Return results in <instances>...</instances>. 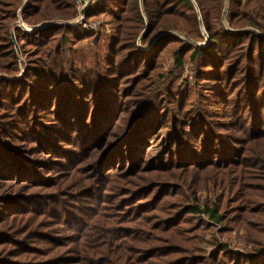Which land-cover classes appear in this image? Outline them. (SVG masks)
Returning <instances> with one entry per match:
<instances>
[{"label":"trees","instance_id":"obj_1","mask_svg":"<svg viewBox=\"0 0 264 264\" xmlns=\"http://www.w3.org/2000/svg\"><path fill=\"white\" fill-rule=\"evenodd\" d=\"M73 6L0 0V264H264V0H97L89 60L100 28L15 26ZM199 215L254 248L203 253Z\"/></svg>","mask_w":264,"mask_h":264},{"label":"rangeland","instance_id":"obj_2","mask_svg":"<svg viewBox=\"0 0 264 264\" xmlns=\"http://www.w3.org/2000/svg\"><path fill=\"white\" fill-rule=\"evenodd\" d=\"M84 1L86 0L82 1V5L84 4ZM96 1L97 0H94L92 2H96ZM92 2H89V4L85 8H82V5L78 4V0H74L73 7L76 12V16L74 18L69 19V20H65L61 18H51L49 20H43L38 24L36 28H45L47 26L56 25V24L71 26V23H72V25L76 26V28L78 29H81V28L87 29L88 32L92 33L91 36H94L95 33H97V30L93 31L89 29L88 25H91L93 23L96 24L97 28L98 29L100 28V31L104 33L103 40L101 41L98 40L99 42L98 45L97 44L93 45V41L90 38V39L85 40L81 45L77 46V51L80 57H82L83 59L89 60L93 48L95 50H98L100 53L104 51L105 42L107 38L111 36V33H113L111 26L108 25L107 22L103 23L104 21L102 19H98V20L92 19L91 21H87V23H84V21L83 23H81L80 17L83 16V18H85L87 8ZM19 25L23 26L25 30H28V31L32 30L31 28L23 25V23H21L20 21H17L15 23V26L18 27ZM143 34L144 32L141 34V36ZM12 39H13V42L15 43L14 35ZM23 58L24 56L21 55L20 59L23 60ZM183 70L184 72L181 71L179 72V74L178 72L176 73L178 74L177 75L178 78L185 81V77H189V79L193 80V74L191 73L192 68L190 66H186ZM195 82L196 80L194 78V83ZM201 186L203 185H200V187ZM204 186L206 187H201L194 193L195 200L193 201V203L199 206H203L205 203L217 204L221 202V208L223 209L224 203H225L224 202L225 196H223L222 194V189L217 186H212L211 183H207ZM181 191H182L181 198H183L184 201L187 202L188 204H192L191 200L193 196H191L192 194L187 190V188L184 186L181 188ZM195 218L199 220L200 222H202L206 229V232L203 235L200 241V244H199L200 249L203 251V253L205 254L211 253L212 250L215 248V245L217 244L226 245L229 248L239 249V250H251L254 248V242L252 238L248 235L249 233L247 232V228H248L247 225L245 226L241 225L237 227H226L225 225L226 223H221V222L215 223L211 221L210 219H208V217H206L205 215L195 216ZM259 218L260 217H258V215H254L252 221L258 222ZM245 224H248V223H245Z\"/></svg>","mask_w":264,"mask_h":264},{"label":"built area","instance_id":"obj_3","mask_svg":"<svg viewBox=\"0 0 264 264\" xmlns=\"http://www.w3.org/2000/svg\"><path fill=\"white\" fill-rule=\"evenodd\" d=\"M82 1L83 0H78V4L82 5ZM92 1H94V0H86V1H84V4L82 5V8H85L89 4V2H92ZM80 21H81V23H83V21H84L83 16L80 17ZM88 28L94 31V30H97V25L96 24H91V25H88ZM35 29H38V28L35 27L34 29H32V31L35 30Z\"/></svg>","mask_w":264,"mask_h":264},{"label":"water","instance_id":"obj_4","mask_svg":"<svg viewBox=\"0 0 264 264\" xmlns=\"http://www.w3.org/2000/svg\"><path fill=\"white\" fill-rule=\"evenodd\" d=\"M12 38H13V35H12Z\"/></svg>","mask_w":264,"mask_h":264}]
</instances>
